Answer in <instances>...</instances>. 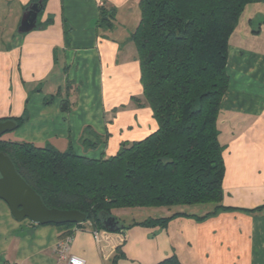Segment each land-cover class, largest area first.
<instances>
[{
    "label": "crops",
    "instance_id": "1",
    "mask_svg": "<svg viewBox=\"0 0 264 264\" xmlns=\"http://www.w3.org/2000/svg\"><path fill=\"white\" fill-rule=\"evenodd\" d=\"M33 1L0 0V118L27 116L7 139L108 158L123 142L154 132L157 121L144 103L131 39L140 0H45L37 27L20 33ZM101 6L106 13L115 9L112 28L100 25ZM227 72L219 118L222 209L198 219L211 209L161 207V217L190 215H176L166 227L139 224L146 218L120 221L127 228L100 241L88 223L74 231L61 258L62 231L55 224L17 220L0 198V264H65L71 255L88 264H158L172 255L183 264H264V0L241 15ZM65 102L69 111L62 109ZM85 138L98 143L85 146Z\"/></svg>",
    "mask_w": 264,
    "mask_h": 264
},
{
    "label": "trees",
    "instance_id": "2",
    "mask_svg": "<svg viewBox=\"0 0 264 264\" xmlns=\"http://www.w3.org/2000/svg\"><path fill=\"white\" fill-rule=\"evenodd\" d=\"M256 1L140 0V21L131 39L144 103L152 109L157 129L144 139L123 142L115 155L91 158L71 146L61 151L0 137V151L12 158L49 208L87 213L82 224L56 225L62 239L88 223L94 230L105 229L103 221L115 216V209L211 205V211L195 215L203 219L223 208L219 118L229 88V41L246 7ZM100 10V25L112 28L115 9ZM62 109L71 106L65 102ZM26 118L13 120L20 126ZM97 143L84 141L89 147ZM179 214L190 215L150 216L139 224L166 227ZM116 218L120 227L113 232L124 231L127 226ZM158 264L183 263L172 255Z\"/></svg>",
    "mask_w": 264,
    "mask_h": 264
},
{
    "label": "water",
    "instance_id": "3",
    "mask_svg": "<svg viewBox=\"0 0 264 264\" xmlns=\"http://www.w3.org/2000/svg\"><path fill=\"white\" fill-rule=\"evenodd\" d=\"M45 0H37L29 5L23 14L19 32L25 33L37 27L38 15L43 9ZM18 124L13 119L0 122V137L14 131ZM0 198L5 200L15 219H29L35 224L63 225L68 223L82 224L88 215L77 209L49 208L37 191L23 178L12 158L0 151ZM105 229L115 231L120 227L115 216L103 221Z\"/></svg>",
    "mask_w": 264,
    "mask_h": 264
},
{
    "label": "rangeland",
    "instance_id": "4",
    "mask_svg": "<svg viewBox=\"0 0 264 264\" xmlns=\"http://www.w3.org/2000/svg\"><path fill=\"white\" fill-rule=\"evenodd\" d=\"M9 132L4 134L2 136L3 139H7L9 137ZM177 207H183V206H177ZM187 209L188 212H198L202 211L206 208L211 207V205H196V206H184ZM168 209V208H163ZM180 209V208H177ZM161 212H164V210L161 211V207L158 208H133V209H116L115 216L118 217V219L123 224H128L130 221H132L134 218H148L150 216L154 217H161Z\"/></svg>",
    "mask_w": 264,
    "mask_h": 264
},
{
    "label": "built area",
    "instance_id": "5",
    "mask_svg": "<svg viewBox=\"0 0 264 264\" xmlns=\"http://www.w3.org/2000/svg\"><path fill=\"white\" fill-rule=\"evenodd\" d=\"M94 235L97 241H100L102 239H108L110 237V231L106 229H101V230H94ZM121 243L125 241V235L123 232H121ZM73 235H68L66 238L62 239L59 241L58 246H57V251L59 254V257L61 258H66V251L70 247V243L72 242ZM65 264H88L85 259L71 255L67 258V261Z\"/></svg>",
    "mask_w": 264,
    "mask_h": 264
}]
</instances>
